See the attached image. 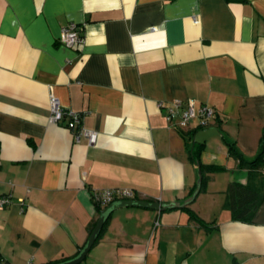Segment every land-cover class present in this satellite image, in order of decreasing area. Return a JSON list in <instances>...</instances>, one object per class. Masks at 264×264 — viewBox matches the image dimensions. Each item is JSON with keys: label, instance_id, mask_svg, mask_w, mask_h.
<instances>
[{"label": "crops", "instance_id": "0c3cea01", "mask_svg": "<svg viewBox=\"0 0 264 264\" xmlns=\"http://www.w3.org/2000/svg\"><path fill=\"white\" fill-rule=\"evenodd\" d=\"M76 23L83 38L60 42ZM97 142L49 120V96ZM214 114L171 125L160 101ZM264 0H0V255L51 264L85 244L92 192L163 204L113 210L83 264H264ZM231 183L254 190L246 220ZM194 211L209 226L192 219ZM104 225V224H103ZM64 261V260H63ZM61 262V261H60Z\"/></svg>", "mask_w": 264, "mask_h": 264}, {"label": "built area", "instance_id": "2783aa9c", "mask_svg": "<svg viewBox=\"0 0 264 264\" xmlns=\"http://www.w3.org/2000/svg\"><path fill=\"white\" fill-rule=\"evenodd\" d=\"M59 39L62 44L70 48L78 46L83 42L79 26L73 22L62 28ZM158 106L165 109L166 120L171 125L178 127L187 126L195 118L199 120L200 125H206L209 118L214 114L213 108L206 104L196 107L193 99L185 101L177 99L168 104L160 101ZM49 110V120L51 122L59 123L62 119L66 118L65 126L72 131L75 142L85 140L89 145H94L97 142L98 133L81 125V113L64 109L57 96L52 93L49 96ZM92 198L95 204L105 206L115 200L136 199L137 195L132 188L116 187L96 189L92 192ZM10 202V195L0 197V207ZM4 262V258L0 255V264H5ZM27 264H32V262L29 261Z\"/></svg>", "mask_w": 264, "mask_h": 264}, {"label": "water", "instance_id": "95a60500", "mask_svg": "<svg viewBox=\"0 0 264 264\" xmlns=\"http://www.w3.org/2000/svg\"><path fill=\"white\" fill-rule=\"evenodd\" d=\"M201 181H202V176L199 174V178L196 183L195 190L193 191L192 195L189 196L188 198L182 200V202L175 201V202H170L168 204H163L157 201H148V200H143V199H121V200H115L108 205L105 206L100 212V215L96 221L95 226L91 230L85 244L81 247L79 252L73 256L72 258H69L67 260L57 262V263H51V264H80L82 261L85 260L88 252L90 251L91 247L95 243L102 227L103 224L105 223L107 217L109 214L121 207H126V206H138V207H145V208H152L155 210H164L166 208H172V207H180V206H185L187 205L199 192L200 187H201Z\"/></svg>", "mask_w": 264, "mask_h": 264}, {"label": "trees", "instance_id": "16d2710c", "mask_svg": "<svg viewBox=\"0 0 264 264\" xmlns=\"http://www.w3.org/2000/svg\"><path fill=\"white\" fill-rule=\"evenodd\" d=\"M262 162H264V159H262L258 156L253 161L244 163V165L247 166L248 169H250V171L252 172V170ZM203 182H204V178L202 177L201 187L203 186ZM253 192H254V190L248 184L247 185H241L238 183H231L229 185V187H228V194H229V198H230L229 207L233 210V215L235 218H239V219H243V220H246L247 218H249L250 209L248 208L247 205H245V203L250 198V195ZM95 206H97V209L99 211L101 210V205L95 204ZM189 214H190V217L192 219H194L195 221H197L200 225H202L206 228H209L208 224L202 218H200L194 211L189 209ZM106 222H107V219H106V221H105V223H104V225H103V227H102V229H101L96 240H98L99 237L101 236L103 228L106 225ZM67 259H69V258H63L61 260H56V261H53L52 263H57V262L67 260ZM4 263L10 264L6 260Z\"/></svg>", "mask_w": 264, "mask_h": 264}, {"label": "rangeland", "instance_id": "374dc122", "mask_svg": "<svg viewBox=\"0 0 264 264\" xmlns=\"http://www.w3.org/2000/svg\"><path fill=\"white\" fill-rule=\"evenodd\" d=\"M80 264H83V263H80Z\"/></svg>", "mask_w": 264, "mask_h": 264}]
</instances>
